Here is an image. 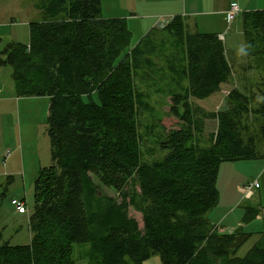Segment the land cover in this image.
I'll return each instance as SVG.
<instances>
[{
  "label": "trees",
  "instance_id": "trees-1",
  "mask_svg": "<svg viewBox=\"0 0 264 264\" xmlns=\"http://www.w3.org/2000/svg\"><path fill=\"white\" fill-rule=\"evenodd\" d=\"M102 1L40 0L43 21L30 23L29 45L1 49L0 38V68H12L17 97L49 99L52 157L36 182L30 243L12 245L0 228V264H77L76 249L89 264H145L154 256L162 264H264V236L239 258L252 233L207 231L215 227L208 215L220 203L222 164L264 158V10L244 12L241 24L242 70H257L261 78L251 83L245 76L244 87L232 89L218 112L194 102L233 83L238 67L219 35L191 33L183 17L173 18L167 29L184 34L187 85L172 97L176 123L163 125L167 154L148 163L136 69L141 45L156 29L131 49L128 20L104 18ZM208 119L217 129L206 140ZM130 181L140 192L127 191ZM130 205L143 213L142 231L128 215Z\"/></svg>",
  "mask_w": 264,
  "mask_h": 264
},
{
  "label": "rangeland",
  "instance_id": "rangeland-1",
  "mask_svg": "<svg viewBox=\"0 0 264 264\" xmlns=\"http://www.w3.org/2000/svg\"><path fill=\"white\" fill-rule=\"evenodd\" d=\"M126 1L130 0H103V17H118V6H124ZM39 2L40 0H0L1 49H5L12 42L29 45L30 23L43 21V13L37 7ZM163 19L167 20L168 24L165 27L159 25L141 45L143 57L136 69V83L144 106L139 109L142 158L148 163L160 161L167 154L163 125L176 123L177 120L170 115L172 97L174 94L182 93L179 88L181 83L183 86L187 85L181 76L185 66L184 34L167 29L173 19L169 17ZM135 23L131 21L129 24L133 34L131 49L138 46L151 31L150 23L145 24L144 20L137 22L136 25ZM188 23L190 25L188 31L194 33V23L190 21ZM241 24L242 18L239 17L233 27L225 24L222 31L226 51L229 58L238 66V74H235L233 83L222 87L219 94H215L207 101L194 102V105L199 106V110L207 112L222 110L225 107V98L232 89L243 88L247 77L251 83L261 78L256 69V72L254 69L249 72L242 70L247 57L244 52L246 43L243 30L240 34L236 31V28L242 29ZM252 60L249 59L250 64H253ZM49 104L48 98H18L12 68H0V228L4 231L5 240L12 245L29 243L28 220L36 203V182L40 171L52 165L48 135ZM205 125L204 139L207 140L216 132L217 121L208 119ZM263 171L264 158L224 163L220 168L218 178L220 203L208 217L213 221L218 220L225 228L231 227L236 230L243 227V231H236L253 233L251 239L236 253L239 258L246 257L255 245H260L264 236V177H261ZM94 179L97 184H101L98 178ZM256 183L261 188L254 189L253 194L247 196V186ZM133 185L134 182L130 181L127 191L134 187L140 192L139 186ZM238 189L241 193H238ZM102 190L118 202L122 201L116 190L104 186ZM14 199L26 204L27 214L15 215V209L11 204ZM238 200L241 201L240 204L244 201L240 207L237 205ZM254 213L256 216L260 213V218L257 219ZM128 215L138 221L142 231L143 213L130 205ZM215 227L210 225L207 231L210 233L216 231L219 234L226 232L222 229L223 226L218 229ZM78 250L81 249H76V260ZM146 264L162 262L160 257L154 256Z\"/></svg>",
  "mask_w": 264,
  "mask_h": 264
},
{
  "label": "crops",
  "instance_id": "crops-1",
  "mask_svg": "<svg viewBox=\"0 0 264 264\" xmlns=\"http://www.w3.org/2000/svg\"><path fill=\"white\" fill-rule=\"evenodd\" d=\"M126 2L127 3L124 6L123 5L121 7L118 6L119 9L118 17L126 18L128 20V24H130L131 21H135L137 23L139 21L144 20L145 24L148 23L149 25L150 23L151 27L149 29L152 31L153 29H157V27H159L161 22L165 20L163 18L169 17L173 19L175 17H183L188 26V29L190 27L188 22L190 21V23L193 22L195 25L194 26L195 32L197 31L206 34H217L219 35L220 39L223 41L225 40V36L223 35L222 31L224 30L225 24L231 25V27H233L237 19L239 17L242 18V14L244 12L264 10V0H130ZM232 3H237L240 11L236 19L230 21L229 11ZM242 30L243 29L236 28V31L239 34L242 32ZM233 66L238 67L235 64H233ZM261 174H262L261 177L263 178L264 171ZM238 193H241L240 189H238ZM240 202L241 201L239 200L237 201V205L239 207L242 205L244 201L241 204ZM254 215L256 216L255 213ZM260 216L261 215L259 213L256 216V218L258 219L260 218ZM210 221L215 226H219V227L223 226L222 228L224 229V231L229 233L235 232L236 230L243 231V227L242 229H240L241 228L240 227L235 230L232 229L231 227L225 228V226L222 225L221 222H219L218 220L213 221L210 219ZM245 233L249 234L250 232H245ZM30 240H31V234H29V243ZM82 247L86 251L89 249L87 245H83ZM80 251L81 250H78L77 264L78 261L79 264H89V261L85 256L81 257V254H85L86 252L81 253Z\"/></svg>",
  "mask_w": 264,
  "mask_h": 264
},
{
  "label": "built area",
  "instance_id": "built-area-1",
  "mask_svg": "<svg viewBox=\"0 0 264 264\" xmlns=\"http://www.w3.org/2000/svg\"><path fill=\"white\" fill-rule=\"evenodd\" d=\"M239 6L237 5V3H232L231 7H230V11H229V20L233 21L236 19L237 15L239 14ZM168 24L167 20H164L161 22L160 25H163L164 27ZM259 184L256 183L255 185H249L247 186V196H250L253 194L254 189L259 188ZM12 206L15 209V213L16 214H26L27 213V208L26 205L23 201L19 200V199H14L11 201Z\"/></svg>",
  "mask_w": 264,
  "mask_h": 264
},
{
  "label": "bare ground",
  "instance_id": "bare-ground-1",
  "mask_svg": "<svg viewBox=\"0 0 264 264\" xmlns=\"http://www.w3.org/2000/svg\"><path fill=\"white\" fill-rule=\"evenodd\" d=\"M26 205V204H25ZM27 208V207H26ZM27 212H28V210H27Z\"/></svg>",
  "mask_w": 264,
  "mask_h": 264
}]
</instances>
